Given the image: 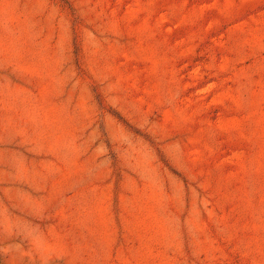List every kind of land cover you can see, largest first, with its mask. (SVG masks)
<instances>
[{
    "label": "rangeland",
    "instance_id": "1",
    "mask_svg": "<svg viewBox=\"0 0 264 264\" xmlns=\"http://www.w3.org/2000/svg\"><path fill=\"white\" fill-rule=\"evenodd\" d=\"M0 264H264V0H0Z\"/></svg>",
    "mask_w": 264,
    "mask_h": 264
}]
</instances>
